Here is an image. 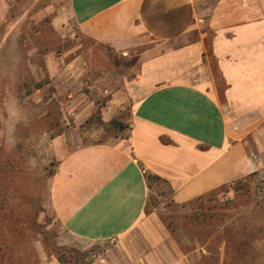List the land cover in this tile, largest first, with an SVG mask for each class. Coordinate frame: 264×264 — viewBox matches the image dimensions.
<instances>
[{
  "label": "crops",
  "instance_id": "0c3cea01",
  "mask_svg": "<svg viewBox=\"0 0 264 264\" xmlns=\"http://www.w3.org/2000/svg\"><path fill=\"white\" fill-rule=\"evenodd\" d=\"M67 1L78 34L129 67L92 85L113 82L101 120L128 110L129 125L89 144L51 139L50 209L71 238L119 242L128 258L98 264H195L199 251L146 213L149 179L183 205L264 168V0Z\"/></svg>",
  "mask_w": 264,
  "mask_h": 264
},
{
  "label": "rangeland",
  "instance_id": "374dc122",
  "mask_svg": "<svg viewBox=\"0 0 264 264\" xmlns=\"http://www.w3.org/2000/svg\"><path fill=\"white\" fill-rule=\"evenodd\" d=\"M77 57L87 66L73 62ZM126 68L78 34L67 0H0V264H98L106 251L121 255L119 242L71 238L51 211L57 161L50 141L61 135L89 144L124 135L128 110L108 123L100 116L113 82L100 83V92L92 85L97 75ZM146 213L156 214L180 250L199 251L195 264H264V168L183 205L149 179Z\"/></svg>",
  "mask_w": 264,
  "mask_h": 264
},
{
  "label": "clouds",
  "instance_id": "9594fccd",
  "mask_svg": "<svg viewBox=\"0 0 264 264\" xmlns=\"http://www.w3.org/2000/svg\"><path fill=\"white\" fill-rule=\"evenodd\" d=\"M17 113L19 114V109H17ZM15 118H18V116L17 117H14V119ZM8 146H9V148H12V147L15 146V140L13 138H11V137H9V139H8ZM28 163H29V165L31 167H35L36 166V161H35L34 158H29Z\"/></svg>",
  "mask_w": 264,
  "mask_h": 264
}]
</instances>
